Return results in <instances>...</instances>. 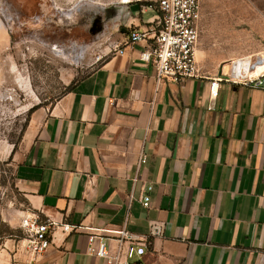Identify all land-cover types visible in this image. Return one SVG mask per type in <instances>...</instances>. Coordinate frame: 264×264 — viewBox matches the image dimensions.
Instances as JSON below:
<instances>
[{"label": "crops", "instance_id": "crops-1", "mask_svg": "<svg viewBox=\"0 0 264 264\" xmlns=\"http://www.w3.org/2000/svg\"><path fill=\"white\" fill-rule=\"evenodd\" d=\"M150 5L125 10L122 53L31 119L16 181L59 225L33 264H109L89 255L92 235L131 264H264V89L202 71L157 84L140 61L147 42L126 45L158 17ZM154 224L163 231L150 238ZM125 228L145 246L141 258L127 259L130 242L116 235ZM28 261L20 243L0 249V264Z\"/></svg>", "mask_w": 264, "mask_h": 264}, {"label": "rangeland", "instance_id": "rangeland-1", "mask_svg": "<svg viewBox=\"0 0 264 264\" xmlns=\"http://www.w3.org/2000/svg\"><path fill=\"white\" fill-rule=\"evenodd\" d=\"M0 0V249L37 214L15 177L31 119L97 69L121 36L130 3L155 0ZM197 60L205 76L264 58V0H202ZM154 13L144 14L149 19ZM226 67V68H225ZM228 67V68H227Z\"/></svg>", "mask_w": 264, "mask_h": 264}, {"label": "built area", "instance_id": "built-area-1", "mask_svg": "<svg viewBox=\"0 0 264 264\" xmlns=\"http://www.w3.org/2000/svg\"><path fill=\"white\" fill-rule=\"evenodd\" d=\"M202 0H155L150 8L158 13V17L145 30L131 33L126 42L128 47L139 42H147V48L141 53L140 61L151 64L155 69L157 84L177 83L184 79L201 77V69L197 60V44L200 34V22L202 18ZM122 46H114L113 50L105 54L108 57L114 52L122 53ZM263 59L258 62L262 64ZM257 64V65H258ZM255 66H251L254 70ZM227 77L228 75H224ZM231 83L246 87L264 89V72L258 77H250L246 74L227 78ZM218 82L211 84V90L217 88ZM143 157L140 164H145ZM150 190V188H148ZM143 206L149 207L150 197L144 196ZM59 225L51 220H44L38 214L26 218L22 223L25 237L22 247L29 256L26 264H33L37 257L41 256L52 244L55 229ZM64 232H71L75 227L62 225ZM163 228L154 224L149 237H157L162 234ZM120 236L118 241L122 244L130 242L126 249L128 260L134 257L141 258L145 254V246L135 243L133 236L125 229L116 232ZM88 253L91 256L104 258L109 264H131L128 261H118L111 257L109 248L104 239L90 236ZM138 264V263H134Z\"/></svg>", "mask_w": 264, "mask_h": 264}, {"label": "bare ground", "instance_id": "bare-ground-1", "mask_svg": "<svg viewBox=\"0 0 264 264\" xmlns=\"http://www.w3.org/2000/svg\"><path fill=\"white\" fill-rule=\"evenodd\" d=\"M125 3L128 2V0L124 1ZM226 68V67H225ZM228 68V67H227ZM231 72L232 74L236 77L239 75H244L246 74L247 76L250 77H258L264 72V58H263V63L255 65L254 70L251 69V63L248 60H239L238 62H235L231 66Z\"/></svg>", "mask_w": 264, "mask_h": 264}]
</instances>
